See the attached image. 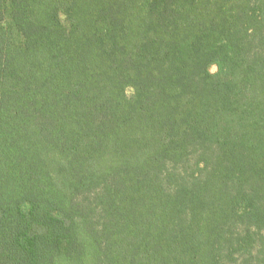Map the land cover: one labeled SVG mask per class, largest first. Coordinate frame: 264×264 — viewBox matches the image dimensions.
<instances>
[{
  "label": "trees",
  "instance_id": "obj_1",
  "mask_svg": "<svg viewBox=\"0 0 264 264\" xmlns=\"http://www.w3.org/2000/svg\"><path fill=\"white\" fill-rule=\"evenodd\" d=\"M0 264H264V0H0Z\"/></svg>",
  "mask_w": 264,
  "mask_h": 264
},
{
  "label": "rangeland",
  "instance_id": "obj_2",
  "mask_svg": "<svg viewBox=\"0 0 264 264\" xmlns=\"http://www.w3.org/2000/svg\"><path fill=\"white\" fill-rule=\"evenodd\" d=\"M213 71H215L216 70V67H213V69H212Z\"/></svg>",
  "mask_w": 264,
  "mask_h": 264
}]
</instances>
